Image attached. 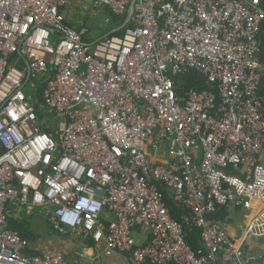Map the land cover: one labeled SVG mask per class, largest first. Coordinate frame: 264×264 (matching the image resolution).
Here are the masks:
<instances>
[{
    "label": "built area",
    "instance_id": "1",
    "mask_svg": "<svg viewBox=\"0 0 264 264\" xmlns=\"http://www.w3.org/2000/svg\"><path fill=\"white\" fill-rule=\"evenodd\" d=\"M92 1L131 16L121 35L85 41L64 14L74 0H0V264H68L28 254L12 206L134 264H255L245 243L264 214L243 242L216 217L264 197L262 0ZM192 71L214 91L180 94L174 78Z\"/></svg>",
    "mask_w": 264,
    "mask_h": 264
},
{
    "label": "crops",
    "instance_id": "2",
    "mask_svg": "<svg viewBox=\"0 0 264 264\" xmlns=\"http://www.w3.org/2000/svg\"><path fill=\"white\" fill-rule=\"evenodd\" d=\"M262 7L264 8V0H262ZM103 11L109 14L106 22L107 19H110L111 30L106 34H102V31L98 29L91 34L83 17H87L90 13L94 14V12ZM64 14L67 23L75 29L79 30L82 26L88 29L85 41L90 43H94L110 33L116 32L123 25L119 17L108 12L107 8L95 7L92 0H74L73 5L64 10ZM261 34H263L264 40V25ZM262 93L264 94V70ZM261 163L264 165V156L261 157ZM10 211L11 217L25 224L28 233L32 237L29 240L30 250L38 254L61 255L68 264H134L127 254L114 253L111 256H107L104 253L103 245H95L94 243L90 245V242H85L71 233L59 234L53 232L40 209L12 206ZM224 211V219L228 220L230 236L238 242H243L246 239L250 225L261 221L263 218L264 197L254 199L250 209L233 205L224 209ZM139 233L137 237L139 242L148 244L150 241L149 235L143 231ZM245 244L252 249L253 254L257 257L255 264H264V237H248Z\"/></svg>",
    "mask_w": 264,
    "mask_h": 264
},
{
    "label": "trees",
    "instance_id": "3",
    "mask_svg": "<svg viewBox=\"0 0 264 264\" xmlns=\"http://www.w3.org/2000/svg\"><path fill=\"white\" fill-rule=\"evenodd\" d=\"M124 23V22H121ZM264 25V24H263ZM121 32L116 33L115 35H121ZM262 42H263V54H262V60L264 62V40H263V34H261ZM47 77H39L34 78L32 80L33 84L37 86V91L35 93V100L41 104L42 102V90L45 87V81ZM175 79V84L178 92L182 94L184 91H190V90H197V91H214V86L207 81V79L204 76H201L197 72H189L183 76H178ZM40 118H45L46 115L43 112V110L39 111ZM44 131L47 133H53L54 128H44ZM161 191L164 193V197L167 203L168 208L170 209L171 215L174 219L182 222V216L187 215L188 212L178 203H176L170 196V193L164 188L160 187ZM225 217V211H222L216 219L222 220ZM9 228L17 231L21 234L22 237L25 239L31 240V234L28 233V230L23 222L17 221L14 217H10L9 219ZM55 232L54 230H52ZM186 240L189 246L194 249L198 250L201 245V237L199 234V231L197 229H186ZM90 245H93V242L90 241ZM28 254L30 256L38 255V253L29 250Z\"/></svg>",
    "mask_w": 264,
    "mask_h": 264
},
{
    "label": "rangeland",
    "instance_id": "4",
    "mask_svg": "<svg viewBox=\"0 0 264 264\" xmlns=\"http://www.w3.org/2000/svg\"><path fill=\"white\" fill-rule=\"evenodd\" d=\"M90 13L85 18L86 24L90 30V33L93 34L95 30L102 31V34H106L112 28V25L107 24L106 18L108 17V13L106 12H94V14ZM111 15V14H110Z\"/></svg>",
    "mask_w": 264,
    "mask_h": 264
},
{
    "label": "water",
    "instance_id": "5",
    "mask_svg": "<svg viewBox=\"0 0 264 264\" xmlns=\"http://www.w3.org/2000/svg\"><path fill=\"white\" fill-rule=\"evenodd\" d=\"M137 1H138V0H133V1H132V7L135 6V4L137 3ZM107 11L110 12L109 9H107ZM130 21H131V16L128 17V18L126 19V21L123 23V25H121V27L118 28V30H117L116 32H112V33H110L109 35H111V34H116L117 32L123 31V30L127 27V25L130 23ZM17 67H18L19 69H21V70H24V68H25V64H24V62L21 60V61L17 64ZM27 82H28V80H26V83H27Z\"/></svg>",
    "mask_w": 264,
    "mask_h": 264
}]
</instances>
